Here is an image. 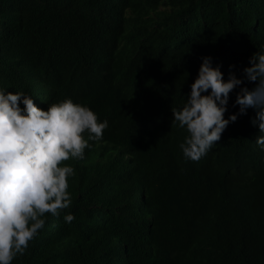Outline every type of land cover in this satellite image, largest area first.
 Returning a JSON list of instances; mask_svg holds the SVG:
<instances>
[{"label": "trees", "instance_id": "trees-1", "mask_svg": "<svg viewBox=\"0 0 264 264\" xmlns=\"http://www.w3.org/2000/svg\"><path fill=\"white\" fill-rule=\"evenodd\" d=\"M255 52L264 53V0H0V89L45 111L71 99L108 121L84 159L60 165L75 171L69 208L46 213L12 264H264L254 110L199 161L184 158L189 134L171 111L201 57L227 80L230 65L242 78ZM238 91L225 119L239 111Z\"/></svg>", "mask_w": 264, "mask_h": 264}, {"label": "clouds", "instance_id": "clouds-1", "mask_svg": "<svg viewBox=\"0 0 264 264\" xmlns=\"http://www.w3.org/2000/svg\"><path fill=\"white\" fill-rule=\"evenodd\" d=\"M201 60L183 107L171 109L172 125L189 134L179 145L184 158L199 161L229 124L249 109L255 112L251 124L260 132L255 144L264 151V53L251 56L242 78L230 65L227 80L221 66L213 67L212 57ZM245 82L254 86L249 88ZM236 89L233 107L239 106V111L225 119L230 93ZM107 128V120L98 122L90 108L71 99L51 104L45 111L23 92L0 89V264H12L25 253L44 227L46 213L59 216L69 208L68 178L75 171L60 165L70 158L84 159L89 141H99ZM74 219L71 214L64 216L67 223Z\"/></svg>", "mask_w": 264, "mask_h": 264}]
</instances>
